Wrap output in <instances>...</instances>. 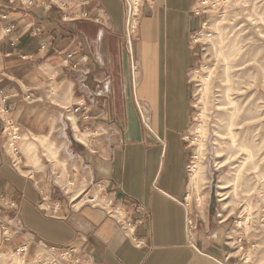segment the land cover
Masks as SVG:
<instances>
[{
    "label": "crops",
    "instance_id": "crops-1",
    "mask_svg": "<svg viewBox=\"0 0 264 264\" xmlns=\"http://www.w3.org/2000/svg\"><path fill=\"white\" fill-rule=\"evenodd\" d=\"M12 1L0 0V90L12 124L30 141L19 144L23 163L13 167L0 118V195L15 200L26 227L51 244L78 247L92 264H238L226 260L236 237L209 216L195 221V249L187 238L184 134L197 0L145 1L134 85L122 0ZM66 183L75 191L102 183L118 205L143 204L141 246L105 212L72 209ZM46 199L57 217L39 208Z\"/></svg>",
    "mask_w": 264,
    "mask_h": 264
},
{
    "label": "rangeland",
    "instance_id": "rangeland-1",
    "mask_svg": "<svg viewBox=\"0 0 264 264\" xmlns=\"http://www.w3.org/2000/svg\"><path fill=\"white\" fill-rule=\"evenodd\" d=\"M208 1L190 36L196 59L184 134L190 155L185 205L194 224L197 220L200 226L209 216L212 223L226 227L230 239L244 238V251L235 244L231 250L241 264H264V0ZM38 140L46 142V156L54 157L49 141ZM28 141L21 134L20 143ZM26 154L31 163L33 152ZM64 188L70 201L85 191L73 190L71 183ZM92 188L90 194L95 193ZM82 197L69 201L70 207L82 208ZM42 203L49 206L50 200ZM25 229L29 237L43 240ZM24 238L7 241L0 235V264H40L44 252L36 244L19 252Z\"/></svg>",
    "mask_w": 264,
    "mask_h": 264
},
{
    "label": "built area",
    "instance_id": "built-area-1",
    "mask_svg": "<svg viewBox=\"0 0 264 264\" xmlns=\"http://www.w3.org/2000/svg\"><path fill=\"white\" fill-rule=\"evenodd\" d=\"M125 7V41L127 48L132 60L133 65V85L135 83V72L136 67L134 65V44L139 35L140 21L142 19L143 5L145 1L148 0H122ZM11 2H13L11 0ZM209 6L208 0H197L195 6L192 8V14L201 17L204 13L203 10ZM7 16L4 15L3 19H6ZM15 28L14 25L8 26L7 31H12ZM40 30L38 29V32ZM48 46L47 42L43 41L41 48L46 49ZM6 99V96L3 95L0 90V118L4 126V133L6 134V154L9 158L10 164L17 168L20 167L23 163V156L19 148L21 141V134L18 128H16L11 119L8 117V111L3 107V100ZM26 99H30V95L26 96ZM140 116L144 124L146 123L145 114L138 106ZM8 150V151H7ZM10 151V153H9ZM95 193L96 195L90 194V189L85 190L73 198L70 202H75L77 199L86 197V200L82 204L88 205L91 208L99 209L107 215L108 218L114 220L118 225L121 233H123L130 240L134 241L137 246H141L140 241L137 239L136 226L142 224L148 218V211L146 207L141 203L133 204V209H128V207L118 205L113 199L107 197L105 192V185L102 183L95 184ZM82 200V199H79ZM0 235L5 236V240H10L14 236L22 235L25 238V245L20 247L19 252H26L29 248L30 243L36 244L43 252L44 256L40 261V264H92L86 258L81 256L80 250L76 246H58L54 244H49L41 239H35V237H29L28 230L25 229L21 218H18L19 213L18 205L15 200L8 199L7 197L0 195ZM40 209L44 212H50L52 216L58 215V208L54 206H44V203L40 205ZM13 214H15L13 216ZM241 223L238 224V227H241ZM196 225L193 223L191 218L187 220V238L190 245L195 249L194 243V232ZM235 245L238 250H245V240L241 236H236ZM234 257L232 254H228L226 260H231ZM238 264H241L242 260L237 259ZM218 264H226L218 262ZM242 264H247V260L243 261Z\"/></svg>",
    "mask_w": 264,
    "mask_h": 264
}]
</instances>
